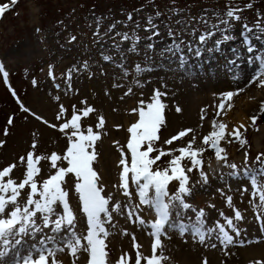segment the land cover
<instances>
[{"label":"rangeland","instance_id":"rangeland-1","mask_svg":"<svg viewBox=\"0 0 264 264\" xmlns=\"http://www.w3.org/2000/svg\"><path fill=\"white\" fill-rule=\"evenodd\" d=\"M4 5H8V7L5 9L4 14L0 16V66L3 68V71H0V141L4 142L0 146V170L6 166L16 164V168L5 179L11 178L17 182L23 179L25 172V165L20 163L19 158L25 156L28 151H34L36 155L43 157H49L53 152L63 156L68 146V135L61 132L59 126L70 120L74 111L82 117L80 121L82 130H86L88 126H92L95 131L101 132L102 138L96 144L98 157L93 167L100 177H102L99 164L100 156L102 155L101 144L104 137H108V142L110 143V131L112 129L106 128L102 130L95 128L100 115H103L105 118V124L108 118L107 110L101 107L104 102L99 103L98 101L101 97L106 98L108 102L113 99L117 100L119 102V111L120 106H124V103H128L131 100V96L135 98L133 101L139 103L143 100L146 105L151 102L154 90L159 89L161 92L167 93L162 97L163 102L167 105L164 113L166 122L160 130V140L156 142L155 147L161 150H172L175 149L176 142L181 141H174L171 145L164 143L165 139H168L169 135L176 131L174 126L173 130L167 129V116L171 111H174L173 104L171 109H169L165 101L168 100L167 95L169 92L171 93V90L158 85H153L154 87L152 86L151 88L149 82L146 80L142 81V74L148 70L142 60L130 57L124 65H121L116 64L115 60L110 57V55L115 56V58L120 57L117 53L109 52V55H104L106 49L104 45H107L108 48L111 44L120 40L123 43L121 47L122 52L127 51L129 48L127 45L130 41L141 42H138L140 44L138 51L140 52L142 49H145L149 53L150 50L154 51L153 46L147 48L151 44V41H153L152 39L142 37L136 39V36L132 37L134 34L130 27V25H133L132 17L143 15L150 18L152 14H155L151 19L159 20L163 37H173L176 34L177 38L174 39L180 40L188 33L187 37L191 38L195 44L198 43L200 51L210 50L209 61H206V63H203L205 60L201 61L202 64L199 62L195 63L191 61L192 59L188 60L187 57L190 54L188 52L186 54V51L184 53L181 52L182 48L180 46L179 51H177L174 46L170 45V41L160 51V53L169 56L175 55L180 59L185 55L184 68L201 75L217 76V73L225 72L227 69H224L226 65L225 58H228L229 61V56L224 57V54L227 50L236 51L237 43L245 40V37H251L248 39L251 41L253 38L259 37L260 41L264 42V33L259 32L256 27L258 22L261 27H264V0H17L15 4L12 3V0H0V7ZM247 5H251V7H246ZM229 8L239 10L236 12V15L240 17L239 20L226 16V11ZM202 13L207 14V17L201 18L200 15ZM112 14H117V16L121 17L111 19ZM183 16H186V18L183 19ZM85 19H87V22ZM146 19L148 18H144L143 21L141 19L140 22L135 23L142 27V23L146 24L149 21V19ZM221 20H228L231 27L220 23ZM110 22H115L117 29L110 31L112 33L109 34L111 38L103 40L97 35L103 30L106 32V29L111 26ZM173 25H177L178 29L175 28L172 32ZM213 25H216L217 28H213ZM245 26L252 29V31L248 32ZM97 27L100 28L99 31H96ZM181 31L184 32L180 33ZM74 32L75 34H73ZM208 32H212L213 34L206 36L205 41H200L199 37L206 35ZM225 35H230L233 39L224 40L223 37ZM125 36L127 39H125ZM95 37L98 39H95ZM159 38L160 35L153 37L155 41ZM217 41H220V43L217 44ZM101 42L103 43L101 44ZM169 48H172V51H168ZM133 54H136V50H133ZM105 57H109L110 59H105ZM85 63L87 67H85ZM214 64L218 66L217 69ZM137 65L144 69V71L137 72ZM160 67L154 66L153 68L159 69ZM204 67L208 69L206 70ZM153 68H151V71ZM69 70H71L70 79L68 76ZM168 70L170 71V77L166 80L173 83L174 76L172 74L178 72V67L172 62L168 66ZM78 77L82 80V84L86 86V93L79 89ZM96 85L97 90L94 92L89 91L91 87L95 88ZM8 87L10 88L8 89ZM129 88L132 89L131 93H128ZM255 91L256 87L251 86L250 90L245 91L244 94ZM57 97L59 99H56ZM40 98H43L42 104L37 101ZM61 105L64 106L66 111L60 119H57L56 117ZM89 106L94 108L95 111L90 113L89 116L83 117L82 110ZM260 109L261 106L259 111L256 112V117H258L257 123H252L254 128L248 131L246 140L248 143L242 145L239 141L234 140L231 145L232 149L226 150L227 157H230V160L239 158V161L235 164L237 168L232 169L226 166V169H222L225 178L221 180L217 179L214 182L210 181V184H207V188L211 189V193H209L210 191L207 192L209 195L200 193L204 197H198L193 201L195 193L191 191V194L185 198V202L192 204V209H195L193 205L196 207L195 212L201 209L204 211L206 228L213 227L217 222L220 223L223 217L220 213H224L225 217L233 216L235 210H239L243 217H248V219L253 221L255 204H258L259 201L257 197L246 195V190L252 187V185L244 173V167L245 153L248 154L247 165L254 169L260 167L259 165L255 168L259 164L256 161L257 155L264 153V140L261 141L259 146H256L253 142L254 135L262 134L256 133L254 130L260 126H264V111ZM111 110L114 114L118 113L115 112L116 108ZM37 117L41 119H37ZM9 119L12 120L11 124L8 122ZM44 121H47V123H44ZM121 122L116 121L115 124L123 127ZM50 125H56V127H51ZM5 129H7V135H5ZM66 131L70 134L71 129ZM202 134L194 132L193 135L201 137ZM243 135L245 138V134ZM34 141L36 143L35 149L31 147ZM122 142L119 143L120 149L124 148L125 152H127L126 146ZM200 146L206 148V151L200 157L203 164L201 168H194L192 172L188 173L190 187L192 184H195V178L198 176L200 170L206 174L209 166L207 159L210 156L209 147L203 145V142L200 145L197 143L194 145V147ZM238 146H244V148L241 152L234 155L232 150ZM113 151L116 157L119 156L118 158L120 159V150L113 149ZM176 153L173 152L172 155H176ZM156 154L153 153L152 155ZM170 158L171 156H165L158 163L161 167H164ZM57 165L58 167H67V161H57ZM38 167L41 169L40 174L36 177L38 184H42L43 180L49 178L56 171V169L51 167V162L48 159L41 160ZM188 167H192L190 161H188ZM118 170H121V166L117 164L113 174V188H116L118 195L111 197L114 202H119L122 205L126 203L123 201L129 197L123 194V189L120 187ZM110 172L112 174L113 170L111 169ZM234 172L236 175H232ZM259 179L261 182H264V176H261ZM74 180V176L69 174L66 177L64 186L69 193H75L76 197H78V194L74 190ZM223 184L238 189V193L233 194L231 206L227 203L228 194H223ZM169 188L170 192H174L178 188V182H173L169 185ZM217 188L221 189L217 190ZM29 191L30 189L28 188L22 190L21 203L24 202ZM130 191L132 192V196L126 204H139L131 185ZM103 194L105 195V190ZM119 196H122L123 200H119ZM196 203L197 205H195ZM242 205H246V209H242ZM210 206L217 208V211H214L212 221H210L208 216ZM220 210L222 211L220 212ZM58 211L62 214V206L58 208ZM140 211L142 213L144 210H137V215L139 216ZM151 213L153 217L150 219L149 224L143 228L144 233L151 232L150 224L155 219L154 211L152 210ZM83 217V214L78 215L80 219ZM113 217L120 222V226L113 225L110 228L114 220ZM113 217L112 222L106 225V230L109 232L106 242H111L113 235L116 237L120 235L126 236L128 244L124 245V247L131 257V264H134L136 250L132 246V239L133 236L137 239L138 237H142L141 233L143 232L140 224L134 222L136 220L135 216L132 219H128L126 217V210L115 212ZM184 223L187 224V221H184ZM80 225L81 228L79 230L81 233L78 234H86V223L81 222ZM226 230L233 236L234 241L227 247L216 238V232H213L211 237H206L205 242L201 243L198 237L193 238L191 231H187L183 233L184 237L178 240V244L182 246L192 244L194 246V253L198 254L196 258L197 264H200L201 258H203V261L206 259L208 264H219L221 263V257L227 258L223 264H248L242 260L241 256H224L225 252L235 251L239 247L244 248L251 241L260 242L261 231L255 227L253 233L257 234L258 237H253L252 235L246 237V232H242L244 235H241L243 236L241 237L239 228V235H236L232 229L226 228ZM66 232L70 233L67 230ZM166 232V236L162 237L163 254L168 258L165 264H176L171 258L175 257L173 254L179 250V246L175 242L177 236L173 235L181 234L177 229L168 228L167 226ZM144 233L143 235L147 237L148 235ZM36 234L23 238V241L27 243L24 248L26 251H31L33 245L36 247L41 246L43 239L40 243L35 244L37 241V239L35 241ZM50 235L54 234L51 233ZM214 237L215 240L213 239ZM184 238L187 239V242L184 241ZM68 239H71V235ZM47 242L48 240L45 241L46 246ZM213 244L216 247L213 248L211 246ZM47 247L53 248L52 245H48ZM180 250L183 249L181 248ZM212 250L217 251L219 254L208 255L207 252ZM110 252V261L112 264H115L121 255L118 252H113L112 254ZM150 255L151 253H148L145 256ZM142 264H144L143 261Z\"/></svg>","mask_w":264,"mask_h":264},{"label":"snow or ice","instance_id":"snow-or-ice-1","mask_svg":"<svg viewBox=\"0 0 264 264\" xmlns=\"http://www.w3.org/2000/svg\"><path fill=\"white\" fill-rule=\"evenodd\" d=\"M16 2L17 0H12L13 4ZM7 7L8 5L0 7V16L4 14ZM246 7H251V5ZM237 11L239 10L229 8L226 11V16L239 20L240 17L236 15ZM149 22L151 23V18H149ZM220 23L231 27L228 20H221ZM153 27L155 26L153 25ZM213 27L217 28L216 25H213ZM256 27L259 32L264 33V27H261L259 22ZM245 28L248 32L252 31L247 26ZM212 34V32H208L206 35H201L199 39L203 42L206 40V36H211ZM125 39H127L126 36ZM223 39L231 40L233 37L225 35ZM245 42H249L247 37H245ZM219 43L220 41H217V44ZM174 47L179 51V45H174ZM253 50L251 46L247 49L250 53ZM168 51H172V48H169ZM197 55H199V52H197ZM105 59L110 58L105 57ZM181 59L183 60V57ZM257 61L258 67L251 76L249 83L258 82L261 87H264V56L256 55L254 58H249L250 65ZM232 63H235V61ZM85 67H87L86 63ZM136 70L137 72L144 71L139 65L136 66ZM0 71H3L2 66H0ZM68 76L70 79L71 70H69ZM233 79H239V75L237 74ZM131 91L132 89L129 88L128 93H131ZM242 91L243 89H238L236 92L227 91L221 93V102L218 105L220 111L217 112V115H220L225 109L226 104L227 108L231 109L233 97ZM166 94L156 89L150 103L145 105L144 101L141 100L139 102L140 107L132 109V112L138 115V119L127 129L130 134L126 144L127 152H125L124 148L120 149V187L123 189V194L131 198L130 185H135L139 204L133 205L129 203L121 205L119 202H113L110 205L112 197L103 194L104 187L100 183L101 177L93 167L98 157L96 144L102 138L101 132L95 131L92 126L82 130L80 123L82 117L75 111L70 120L59 126L60 131L68 135V146L63 156L53 152L49 157H43L36 155L34 151H28L25 156L19 158L20 163L25 165L23 179L19 182L11 178L5 179L16 168V164L6 166L0 170V264H7L3 258L8 257L10 251L16 250L22 244L25 236L41 232L43 228H48L50 225L53 226L51 230L56 233L61 232L62 229H70L71 239L67 241L65 247L69 250L71 256L76 257L77 253L82 250L87 254V264H112L109 251L107 250L106 238L109 232L105 228V223H111L112 212L126 210L128 219H132L135 216L136 220L134 222L144 225L146 221L137 215V210L141 206H148L155 213V219L150 224L151 232L149 233L153 239L151 255L145 256L139 250L140 245L135 242V237L133 236V247L136 250L134 264H142V261L144 264H165L168 258L163 254L162 237L167 234L166 226L177 229L181 235L184 232L191 231L193 238L198 237L201 243L205 242L206 237H211L213 232L217 233L216 238L225 247L234 242L233 236L226 230L225 224L227 228L232 229L236 235H239V230L234 223V221L243 219V215L239 210L234 211L233 217H226L225 223L217 222L213 227L207 228L204 221L205 213L202 209L196 212L195 222H192L189 218V223L186 224L180 219L182 210L192 208V205L185 202V197L190 195L192 191L189 186L190 177L188 173L192 172L194 168L202 167L203 161L200 157H202L206 148L203 146L194 147L196 144L194 135L184 147L179 149L165 152L155 147L156 142L160 140V130L166 122L164 113L167 105L162 100V97ZM56 99H59V97ZM260 110L264 111V102H262ZM65 111L66 109L61 105L56 118L60 119ZM94 111L95 109L89 106L82 110V115L87 117ZM176 111L180 112L181 109L177 107ZM203 118L202 115L201 119ZM37 119L41 118L37 117ZM257 119L258 117L256 116L251 117L252 123L255 124ZM8 122L11 124L12 120L9 119ZM105 122L103 115H100L95 128L102 129ZM44 123H47V121H44ZM50 126L56 127V125ZM212 126L213 130L203 137V145L210 146L215 150L217 160L227 162V151L221 146V142L231 143L234 139L242 145L246 144L247 141L241 131V129L246 131V126L241 124L231 131H227V124L216 120L212 121ZM68 129H71L70 134L66 131ZM193 132L194 129L191 128L183 129L165 140L164 143L171 145L174 141L182 140ZM5 135H7V129H5ZM3 143V141H0V146ZM31 147L35 149V141ZM173 152H178L179 155H172ZM153 153L157 154L152 155ZM165 156H171V159L167 161L164 167H161L158 162H161L162 157ZM262 157H264V153L257 155L256 161L259 162L260 167L254 169L247 165L248 154L245 153L244 173L251 182L252 196L257 197L259 201L258 204H255L258 209L257 219L264 217V182L259 179L264 176V159ZM43 159L50 160L51 167L56 169V171L49 178L43 180L42 184H38L36 177L41 172L38 164ZM185 159L190 161L192 165V167H187V170H185L186 166H182V161ZM60 160L67 161V167H58L57 161ZM227 166L232 169L237 168L234 163ZM69 174L75 178L74 190L78 194L81 211L86 217V234H78L75 231L77 217L69 201V192L64 186L66 177ZM232 175H236V173L234 172ZM200 176L206 183L207 175L201 171ZM173 182H178V188L175 192L170 193L169 185ZM26 188L30 189V191L24 202L21 203L22 190ZM227 203L229 206L232 205V197H227ZM61 206L62 214L58 211ZM174 210L176 220L172 219ZM193 210L195 211V209ZM220 215L223 216L224 213H220ZM48 239L53 238L49 237ZM211 246L213 248L216 247L215 244ZM63 250L64 248H49L46 246L45 241L42 240L41 247L37 248L33 245L32 250L27 255L21 257L20 252L16 251L11 264H62L61 261L55 259V256L57 252ZM73 264H75V261H73ZM115 264H131L130 255L122 253ZM204 264H208L206 259ZM253 264H264V261H256Z\"/></svg>","mask_w":264,"mask_h":264},{"label":"bare ground","instance_id":"bare-ground-1","mask_svg":"<svg viewBox=\"0 0 264 264\" xmlns=\"http://www.w3.org/2000/svg\"><path fill=\"white\" fill-rule=\"evenodd\" d=\"M153 15L155 14H152L150 18ZM119 17L121 16H117V14H112L111 19H114V18L118 19ZM200 17L201 18L207 17V14L202 13ZM144 18L149 19V17L143 16V15L142 16L137 15L131 18L133 19V25L132 26L130 25V27L132 28L134 32L132 37L136 36V39L138 37L152 39L153 41H151V44H149L147 48H151L153 46L154 51L150 50V53H149V52H146L145 49H142V51L140 52L138 51L139 50L138 47L140 46L139 43L141 42L140 41H130V43H128L127 45L129 47L127 51L122 52L121 47L123 46V43L120 40V41H117L111 44L110 47L108 48H107V45H104V47H106L104 51V55H109V52L117 53L120 57L115 58V56L113 55H110V57L113 58V60H115L116 64H121V65H124L126 60L129 59L130 57H135L134 59L138 58L142 60V62H144V65L146 64L148 68V70L146 71L147 69L146 68L145 69L146 72L142 74V78H143L142 81L146 80L147 82H149V85L151 86V88L153 85L154 86L158 85V86H164L165 88L171 90V93L169 92V94L167 95L168 100H165V101L167 102L169 109H171L172 104H173L174 111H171L170 114L167 116V129L173 130V126H174L175 127L174 129L176 131L172 132L169 135V138L173 135H176L179 131L183 129L191 128V129H194V132L198 134L203 133L201 137H199L198 135H194L196 137V143L200 145L203 142V137L213 130L212 121L216 120L217 122L226 123L227 131H231L232 129L238 127L241 124L245 125L247 130L245 131L244 129H241V131L243 132V134H245V139L247 140L248 131L254 128L252 121H251V117L256 116L257 114L256 112L259 111V108L262 102H264V87H261L258 82L251 83V84L249 83L251 76L253 75V73L256 71L258 67V61L250 65L249 58L250 57L254 58L256 55L264 56V42H261L260 39H257V37L253 38L252 41L248 40L249 41L248 43H246L245 40L239 41V43H237L236 51L227 50V52L224 54V57L229 56V61H228V58H225L226 65L224 66V69L227 68L225 72H219L217 73L218 74L217 76L201 75L195 71L192 72L189 69L184 68L183 63L185 62L184 61L185 55L182 56L183 57V60H182L180 58H177L175 55L173 56L165 55L163 53H160V51L162 50L163 46L170 41L171 42L170 45L174 46L175 44H179L180 48H182L181 52L184 53V51H186V54L187 52L190 54V56L187 57L188 60L192 59L191 61L195 63L196 62L201 63V61L205 60V62L203 63H206V61L207 62L209 61V56L211 54L210 50L200 51V48H199L200 46L198 45V43L195 44L191 38L187 37L189 35L188 33H186L185 37H183L180 40L174 39V38H177L176 34L173 37H168V38L163 37L161 24L158 19H151V23L149 21L146 24L142 23V27L138 26V24L135 23V22H140L141 19H142L141 21H143ZM185 18L186 16H183V19ZM85 21L87 22V19H85ZM115 22L114 23L110 22L111 26L108 29H106V32L103 30L97 36H100L103 40L111 38V35L109 34H112V33H110V31L117 29V25L115 24ZM153 25L155 27H153ZM175 28L178 29V26L173 25L172 32L175 30ZM99 29L100 28L97 27L96 31H99ZM186 29L188 28L186 27ZM137 30L142 31V32H138ZM182 32L184 31H181L180 33ZM73 34H75V32ZM159 35H160V38L157 39V41H155L153 37H157ZM95 39H98V38L95 37ZM140 40L142 41L141 38ZM102 43L103 42H101V44ZM250 46L253 47L254 49L253 52L251 53L247 51L248 47ZM133 50H136V54H133ZM197 52H199V55H197ZM152 59H155V60H152ZM233 61H235V63H232ZM172 62H174L175 65L178 67V72H176V74L171 73L174 76L173 77L174 82L170 83L166 79L170 77L169 76L170 71L168 70V66L172 64ZM154 66L156 67L161 66V67L157 69V68H153ZM214 66L216 69L218 68L217 65L214 64ZM151 68H153L152 71H151ZM204 68L206 70L208 69L206 67ZM110 69L112 70V68ZM237 74L239 75V79H233V77L236 76ZM78 84H79L78 86L79 89L82 92L86 93V86L82 84V80L80 79V77H78ZM251 86L256 87V91L253 93L244 94L245 91L250 90ZM238 89H243V91L239 92L238 95H235L233 97L231 101L233 105L232 108L228 109L227 104H226L225 109L220 113V115H217V112L220 111L218 108V105L221 102L220 94L227 92V91L236 92ZM95 90H97V85L95 86V88L91 87L89 91L94 92ZM130 99L128 103H124V106L126 107L120 106L119 111H118L119 102L117 100L113 99L112 101L108 102V100L104 97H101V99L98 100L99 103L104 102L101 105V107L107 110L106 113L108 115L107 123L104 125L102 130H105L106 128L112 129V131L109 130L111 132L110 143L108 142L109 140L108 137L103 138L104 140L101 144L102 145L101 146L102 155L100 156V161H99L100 169L102 172L100 183L104 187L105 196L118 195L116 188H113L114 187V175L113 174H114V170L116 169L117 164L119 165L120 159L118 158L119 156L116 157L113 149H116L117 151H119L120 150L119 143L122 141H123L122 143H124L126 146L127 140L130 136V134L127 132V129L128 127H130L132 123H135L138 119V115L132 112V109L138 108L139 103L133 101L135 100L134 96H131ZM42 100L43 98L42 99L40 98L37 101H39V103L42 104ZM177 107L181 109L180 112L176 111ZM113 108H116L115 112H118L117 114H114V112L111 110ZM202 115L204 117L203 119H201ZM116 121H122L121 123L123 127L121 126L118 127L119 125L115 124ZM194 132L184 137L180 142H176L175 149L184 147L188 143V141L191 139ZM254 132L262 133V134H256L253 137V142L255 143L256 146H259L261 141L264 140V126L258 127L256 130H254ZM233 141L234 139L232 140L231 143H226L222 141L221 146L224 147L226 150H230L232 149L231 145ZM208 147H209L210 156L207 158L209 161V164H208L209 166H208L206 174H207V178H211V179H207V182L205 183L200 176V172L202 171L200 170V172L198 173V176L195 178V181H196L195 184H192L191 186L192 192L195 193L193 197V201L194 199H197L198 197H201V198L204 197L200 195V193H203V194L206 193V195H209V193H211L210 191L211 189L207 188V184H210V181L214 182L217 179L218 180L224 179L225 176L223 175L222 169H226V166L228 164H231V162L236 164L239 161L238 157H237L238 159H234V160H230V157H227V162L222 161V160H217L215 156V150L212 149L210 146ZM243 148L244 146L243 147L238 146L236 148H233L232 151L234 152V155H236L237 153L241 152ZM163 151L168 152L170 150H163ZM176 155H179V153L177 152ZM214 159H216V161H214ZM182 166H186L185 170H187V167H188L187 159L182 161ZM258 166L259 164L255 166V168H257ZM111 169L113 170L112 174L110 172ZM120 172L121 170H118L117 172L119 181H120ZM223 186H224L223 194L224 195L228 194V197L230 196L233 198L235 193H238V189H235L232 186H225L224 184ZM131 187H133L136 200L139 202L138 195L135 191V185H131ZM218 189H221V188H217V190ZM208 191L210 192L207 193ZM250 193H252V187L246 190V195L248 196L252 195ZM122 198H123L122 196H119V200H123ZM128 199H125L123 202H126V203L129 202ZM69 201L77 217L75 231L77 233H81V231L79 230L81 228L80 224L81 222L86 223V217L81 211L80 201L78 197H76L75 193L74 194L69 193ZM113 202L114 201L112 199L110 201V205ZM197 203L199 204V202ZM197 203L195 205H197ZM189 204L192 205L190 202ZM122 205H124V203ZM193 208L196 209L194 205H193ZM241 208L246 209V205H242ZM138 210H142V211L144 210L142 213L140 211V217L146 221L144 225L140 224V227L143 232V228L147 224H149L150 219L153 217L151 213L152 210L149 209L148 206H141ZM214 211H217V208L210 206L209 215H208L210 218V221L213 220ZM221 211L222 210H220V212ZM79 214H83L84 217L82 219L78 218ZM114 215H115V212H112V217ZM257 215H258V209L255 207V210L253 213V221L248 219V217H243L242 220L234 221V223L236 224L237 228H239L241 232L240 236L244 235V233L242 232H246L245 233L246 237H248L249 235H252L253 237H258L257 234L253 233V229L257 227V229L261 231V237H260L261 241L260 242L251 241L244 248L239 247L235 251H226L224 256H227V257H231L233 255L239 256V257L241 256L242 260L248 264H253V262H256V261H264V217L257 219ZM225 216L226 215H223L222 220L221 221L218 220V221H220V223L222 224L225 223V218H226ZM227 217L231 218L233 216H227ZM103 218L104 217L102 214V219ZM189 218L191 219L192 222H195L196 212L192 208L188 209V211L182 210V215L180 219H182L183 222L187 221V223H189ZM172 219L173 220L177 219L175 216V210L173 211ZM204 221H206L205 218H204ZM108 224L109 223H105V228H107L106 225ZM113 225L120 226V222H118L114 218L113 223L111 224L110 228H112ZM52 227L53 226L50 225L48 228H43L41 232H38L35 237V241L37 239L35 244L40 243V241L43 239V241L48 240L47 246L52 245L53 248H64L63 251L57 252L55 256V259L58 261H61L62 264H73V261H75V264H87L88 257L85 252L81 250L80 252L77 253V256L74 257L69 254V250L65 247V245L67 244V241L69 240L68 238L70 237V233L66 232V229H62L61 232L56 233L51 230ZM225 227L227 228L226 224H225ZM67 231L70 232V229H68ZM51 233H53L54 235H50ZM143 233H141L142 235L141 238L138 237L137 239L135 236L134 237H135V242L141 245L139 250L144 255H147L148 253H151L150 252L151 243H152L153 238L149 237L150 235L148 232L144 233L145 235H148L147 237L144 236ZM173 236L175 237L177 236L175 242H177V245L179 246V250L174 252L173 256L175 257L171 258V260L176 262V264H197L196 258L198 254L196 255V253H194V246L192 244H189L188 246H182L178 244V240L183 238L184 235L174 234ZM49 237H52L53 239H48ZM213 239L215 240V237ZM250 239H253V238H250ZM184 241L187 242V239L184 238ZM106 243H108L107 250L109 252L111 248V252H110L111 254L113 252H118L119 255H122V253H127V250L124 247V245L128 244V241L126 240V236L120 235L116 237L113 235V237L111 238V242H106ZM133 243L134 241L132 239V246H133ZM26 245L27 243L23 241L22 244L18 246L16 250L10 251L9 256L3 258V260L7 262V264H11L12 258L15 255L16 251L20 252L21 257L24 255H27L30 251H26L24 249ZM39 247L41 246L40 245L37 246V248ZM181 248L183 250H180ZM33 254L35 255V253ZM207 254L212 256V255H216L219 253L217 251L212 250V251H208ZM226 259H227L226 257L224 258L221 257V263L219 264H223L224 261H226ZM200 264H204L203 258L200 259Z\"/></svg>","mask_w":264,"mask_h":264}]
</instances>
